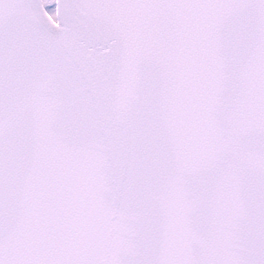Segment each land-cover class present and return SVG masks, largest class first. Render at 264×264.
<instances>
[{
    "label": "snow or ice",
    "instance_id": "1",
    "mask_svg": "<svg viewBox=\"0 0 264 264\" xmlns=\"http://www.w3.org/2000/svg\"><path fill=\"white\" fill-rule=\"evenodd\" d=\"M0 264H264V0H0Z\"/></svg>",
    "mask_w": 264,
    "mask_h": 264
}]
</instances>
